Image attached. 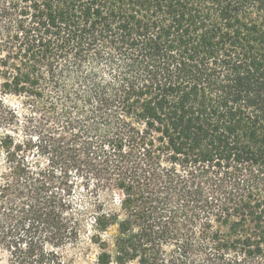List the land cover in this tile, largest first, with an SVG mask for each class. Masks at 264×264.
Instances as JSON below:
<instances>
[{
	"label": "trees",
	"instance_id": "obj_1",
	"mask_svg": "<svg viewBox=\"0 0 264 264\" xmlns=\"http://www.w3.org/2000/svg\"><path fill=\"white\" fill-rule=\"evenodd\" d=\"M0 159V264H69L77 189L97 264H264V0H0Z\"/></svg>",
	"mask_w": 264,
	"mask_h": 264
},
{
	"label": "rangeland",
	"instance_id": "obj_2",
	"mask_svg": "<svg viewBox=\"0 0 264 264\" xmlns=\"http://www.w3.org/2000/svg\"><path fill=\"white\" fill-rule=\"evenodd\" d=\"M13 104L17 105V100L12 101ZM40 162L44 163L45 159L40 158ZM0 159V169H3L1 166ZM74 202L81 207L83 210V214H80V222H81V235L80 239L75 242L68 244L67 246L60 248L59 253L63 257V259L69 264H97L98 254H99V246L95 242L92 241L91 237L94 232L92 225L95 221L96 212L93 208L92 201L86 194V192L77 189L74 194ZM118 198V195L108 192L102 195V199L106 202L107 207L113 208L115 199ZM115 229H111L103 236L107 240H111L112 236L115 234ZM5 253L0 250V262L4 261ZM112 264H117L113 262ZM126 264H137V262H129Z\"/></svg>",
	"mask_w": 264,
	"mask_h": 264
}]
</instances>
